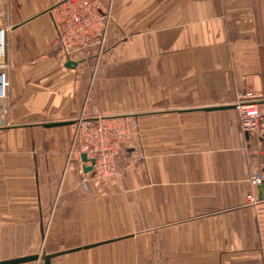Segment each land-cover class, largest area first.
Returning a JSON list of instances; mask_svg holds the SVG:
<instances>
[{
  "label": "crops",
  "instance_id": "crops-1",
  "mask_svg": "<svg viewBox=\"0 0 264 264\" xmlns=\"http://www.w3.org/2000/svg\"><path fill=\"white\" fill-rule=\"evenodd\" d=\"M53 4L0 0L10 103L0 124V261L38 254L23 264H46L68 251L51 264H123V242L134 243L122 232L123 193L105 206L84 200L93 186L69 156L84 113L139 125L130 146L144 170L131 167L122 184L134 190L130 228L139 203L145 226L161 230L156 260L264 264V200L248 202L251 173L264 172V133L242 131L236 108L204 110L235 106L238 91L264 100V0H113L108 43L125 38L116 63L97 46L72 59L54 47ZM56 122L73 123L46 127ZM47 235L68 247L39 252Z\"/></svg>",
  "mask_w": 264,
  "mask_h": 264
},
{
  "label": "built area",
  "instance_id": "built-area-1",
  "mask_svg": "<svg viewBox=\"0 0 264 264\" xmlns=\"http://www.w3.org/2000/svg\"><path fill=\"white\" fill-rule=\"evenodd\" d=\"M106 5L104 0H54L50 12L56 29L54 47L59 48L63 55L69 59L79 53L90 56L93 47L97 46L99 52L104 49L108 40L111 22V5ZM3 30L0 29V36ZM2 61V60H1ZM0 61V62H1ZM1 66V63H0ZM2 76V90L0 93V124L7 121L10 111L9 96L6 88L8 82ZM239 112L240 127L244 132H253L258 136L264 133V100L253 92H246L235 102ZM124 116H101L82 114L77 118L75 134L70 150V158L75 152L80 155L85 153L88 162L94 160L92 170H96L100 163L107 164L111 157L121 149L124 138L131 124ZM92 163V162H91ZM250 183L254 191L248 196L251 205L260 203L257 188L264 183V172L253 171Z\"/></svg>",
  "mask_w": 264,
  "mask_h": 264
},
{
  "label": "rangeland",
  "instance_id": "rangeland-1",
  "mask_svg": "<svg viewBox=\"0 0 264 264\" xmlns=\"http://www.w3.org/2000/svg\"><path fill=\"white\" fill-rule=\"evenodd\" d=\"M110 4V2H109ZM106 3V5H109ZM113 1H112V5H111V22H110V26L113 22ZM110 28V27H109ZM128 38V37H126ZM125 38H123V40L121 39L119 42H117L116 45H111L108 43V40H106L105 44H104V49L102 52H100L101 56L103 57L101 59V61L103 62H108L111 60L115 61L118 58H116V50L115 48L122 44V42L124 41ZM106 47V48H105ZM93 54V51L91 53V55ZM99 55V57H100ZM91 73L95 72L94 69H91ZM95 77V74L93 73L92 75V79ZM94 84H92L91 86L88 87V91L94 90ZM251 90L248 91H238L236 92V96L237 99L240 96H244V93L246 92H250ZM252 92V91H251ZM254 93V92H253ZM236 99V100H237ZM83 114V113H82ZM80 114V116L82 115ZM123 115V114H122ZM132 115H124L123 118H127L128 121L130 123L132 122H136V120H133V118H131ZM77 122V117L75 118L74 121V125H76ZM76 129V126H75ZM75 134V130L73 132ZM74 136V135H73ZM140 136V128L139 125L137 123V125H132L129 128L128 133L126 134L125 138H124V142L121 146V149L118 151L117 154H113L110 155L111 160L109 163L107 164H103L100 163L98 165V167L96 168V170H91L89 172H86L85 174L86 176V180L87 182H90V185H92L93 187H95L97 190L94 191L93 187L91 189V192H89V195L85 198L84 200H88L90 199L92 202L94 203H99L102 201V204L105 206V201L103 199H108L109 197H105L108 196L110 194H114V192H120V189L123 193V196L121 197V205H123L124 207V217H123V228H122V232L125 233H129V234H134V243H130V242H123L122 244V249H120L119 251H122L123 253V260L122 263L123 264H165L162 260H156L157 256L152 255V253H161L162 252V244L159 241L158 237L159 234L161 233V230H151L149 228H147L145 226V206L140 205L139 203L136 204V209L138 210V214H137V220H136V226L139 227H132L130 228V222H133L134 219L130 218V213L129 210L132 207V202H131V193L134 191L133 189H129L127 187L124 186V184H122V181H124L126 175H127V171L131 168H137L138 170L142 171L144 170V168H142L141 166H143L144 163H142V158H135L132 159V147L130 146V143L135 140L134 138L139 137ZM70 156V154H69ZM72 161L71 162H75L78 163L79 165L82 166V164L86 165V166H91L92 163L89 161H87L86 163H84L82 161L79 149L77 152H75L72 156ZM84 177V174H83ZM140 197V196H139ZM138 198V196H137ZM135 197V199H137ZM61 200V199H60ZM140 201L143 203V198H140ZM145 201V200H144ZM66 203H62L61 201H59L57 208L54 206V208H52L53 210H56L59 212L64 209V207L66 206ZM53 213V211H52ZM52 213L50 214V212L47 214V224L49 226V223L51 221L52 218ZM58 213V212H56ZM59 214V213H58ZM55 213H54V217L55 218ZM58 216V215H57ZM50 231V230H49ZM46 232V231H45ZM51 232V231H50ZM47 234V233H45ZM151 234L150 236H152L154 238L153 239H148V235ZM48 236V235H47ZM34 247V246H33ZM36 249L43 251L42 253L44 254L45 252H52V251H60V250H65L68 246L67 245H63L60 243H52L50 241V238L48 236V239L46 242H44V245L40 246H35ZM4 249V246H3ZM99 249L96 250H91L89 252H98ZM113 249H110V252H113ZM38 252V253H39ZM135 256H138L137 259L135 260V258L133 256H131L132 254Z\"/></svg>",
  "mask_w": 264,
  "mask_h": 264
},
{
  "label": "water",
  "instance_id": "water-1",
  "mask_svg": "<svg viewBox=\"0 0 264 264\" xmlns=\"http://www.w3.org/2000/svg\"><path fill=\"white\" fill-rule=\"evenodd\" d=\"M77 62L74 61H69L67 63L68 67H74L77 66ZM2 90V76L0 75V93ZM224 108H235V106H217V107H208L204 108V110H219V109H224ZM73 122H56V123H49L46 124V127H58V126H64V125H69L72 124ZM82 161L86 163L88 161V157L85 153L81 155ZM92 164H94V160H91ZM92 170V166H86L84 164V171L89 172ZM258 197L260 200H264V183L261 184L258 188ZM69 251H74V250H69ZM68 252V251H66ZM66 252H60V253H53V254H48L45 256V262L46 264H51V259L57 255L66 253ZM40 259V255H30V256H25V257H20V258H15V259H10V260H3L0 261V264H23V263H28V262H33L37 261Z\"/></svg>",
  "mask_w": 264,
  "mask_h": 264
},
{
  "label": "bare ground",
  "instance_id": "bare-ground-1",
  "mask_svg": "<svg viewBox=\"0 0 264 264\" xmlns=\"http://www.w3.org/2000/svg\"><path fill=\"white\" fill-rule=\"evenodd\" d=\"M2 41H3V37H2V34L0 36V61L2 60V57H3V44H2Z\"/></svg>",
  "mask_w": 264,
  "mask_h": 264
}]
</instances>
